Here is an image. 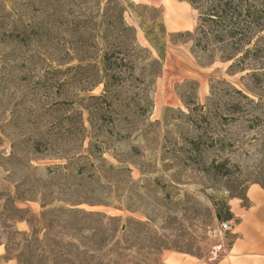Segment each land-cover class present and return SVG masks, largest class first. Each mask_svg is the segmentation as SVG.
I'll return each mask as SVG.
<instances>
[{"label": "rangeland", "instance_id": "374dc122", "mask_svg": "<svg viewBox=\"0 0 264 264\" xmlns=\"http://www.w3.org/2000/svg\"><path fill=\"white\" fill-rule=\"evenodd\" d=\"M197 23L180 0H0V264H213L237 238L264 249V188L250 181L264 169V22L229 60L221 43L171 36ZM76 189L102 201L78 208L123 227L32 235L42 193L58 207ZM18 193L27 212L13 220Z\"/></svg>", "mask_w": 264, "mask_h": 264}, {"label": "trees", "instance_id": "16d2710c", "mask_svg": "<svg viewBox=\"0 0 264 264\" xmlns=\"http://www.w3.org/2000/svg\"><path fill=\"white\" fill-rule=\"evenodd\" d=\"M187 2L193 9L198 12V23L194 32H176L171 33V36H186L195 35V46L206 49L208 46L214 43H221L223 47L232 49V53L223 56L225 60H229L237 55V53H243L245 55L250 48H246L252 41V36L260 32L264 22V0H180ZM162 33H165L162 29ZM146 39L149 44L157 51V53L163 56V47L161 37H149L146 34ZM259 40H264V35L258 36ZM237 93L240 91L236 90ZM243 95V94H242ZM244 96V95H243ZM245 97V96H244ZM252 107L262 105L263 102H254L249 99ZM264 105V104H263ZM238 103L236 107H238ZM69 162L63 165H56L52 168L46 167L48 171H54V169H66L69 171L71 164ZM226 160L219 163H213V167L222 172V168L225 166ZM110 168L114 167L110 165ZM51 169V170H50ZM67 171V172H68ZM68 172L67 175H69ZM250 181L258 183L264 188V169L259 170L255 176L250 177ZM237 191H230V195L241 196L244 188L239 187ZM60 190H64L60 188ZM230 190V189H229ZM75 196L64 199L63 204L58 207H51L53 199L49 198L47 193H42L40 198V206L42 211L39 216L31 215L26 219L32 235H36L40 227L50 230L51 227L61 226L66 228L72 225L76 231H83L86 228H92L93 231H98V228L108 227L112 233H116L118 229L123 227L120 224L122 217L119 215H107L100 211H88L82 208H78L77 205L83 202H90L91 205L101 204L102 201H85L86 199L79 196V190H74ZM62 192V191H61ZM71 193H73L71 191ZM79 196V197H78ZM29 200L22 193H18L16 196L8 199L10 218L23 219V213L27 212L25 209H21L16 205V202H24ZM220 205L223 207V215L218 211L219 218H230L231 213L225 200H221ZM219 205V206H220ZM218 206V205H217ZM59 217H63L64 220L60 221ZM129 221L134 219L129 218ZM136 223L142 224L139 221ZM94 224V225H93ZM95 226V227H92Z\"/></svg>", "mask_w": 264, "mask_h": 264}, {"label": "crops", "instance_id": "0c3cea01", "mask_svg": "<svg viewBox=\"0 0 264 264\" xmlns=\"http://www.w3.org/2000/svg\"><path fill=\"white\" fill-rule=\"evenodd\" d=\"M259 247L258 244H253L251 241L237 238L229 246L227 254L213 264H264V249L259 250ZM165 260L167 264H199L188 259H179L172 254H167Z\"/></svg>", "mask_w": 264, "mask_h": 264}, {"label": "built area", "instance_id": "2783aa9c", "mask_svg": "<svg viewBox=\"0 0 264 264\" xmlns=\"http://www.w3.org/2000/svg\"><path fill=\"white\" fill-rule=\"evenodd\" d=\"M223 229H227L228 227V222L222 223L221 224ZM220 250V246L216 247L214 251L211 252V257L209 258L210 260L216 259L218 257V252Z\"/></svg>", "mask_w": 264, "mask_h": 264}, {"label": "bare ground", "instance_id": "6f19581e", "mask_svg": "<svg viewBox=\"0 0 264 264\" xmlns=\"http://www.w3.org/2000/svg\"><path fill=\"white\" fill-rule=\"evenodd\" d=\"M169 2V1H168ZM174 11V10H173ZM171 24H172V22H171ZM251 194L254 196V197H257L258 196V193H257V191L256 190H251Z\"/></svg>", "mask_w": 264, "mask_h": 264}]
</instances>
